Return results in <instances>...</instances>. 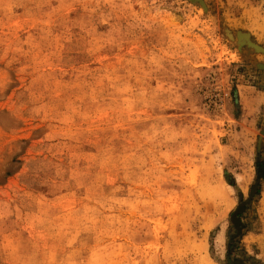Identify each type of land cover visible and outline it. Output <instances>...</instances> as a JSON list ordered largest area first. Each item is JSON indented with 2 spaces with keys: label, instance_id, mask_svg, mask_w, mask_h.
I'll return each instance as SVG.
<instances>
[{
  "label": "rangeland",
  "instance_id": "1",
  "mask_svg": "<svg viewBox=\"0 0 264 264\" xmlns=\"http://www.w3.org/2000/svg\"><path fill=\"white\" fill-rule=\"evenodd\" d=\"M0 264H264V0H0Z\"/></svg>",
  "mask_w": 264,
  "mask_h": 264
}]
</instances>
